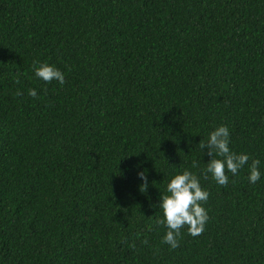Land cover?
Listing matches in <instances>:
<instances>
[{
	"label": "trees",
	"instance_id": "trees-1",
	"mask_svg": "<svg viewBox=\"0 0 264 264\" xmlns=\"http://www.w3.org/2000/svg\"><path fill=\"white\" fill-rule=\"evenodd\" d=\"M220 124L255 183L201 175ZM183 168L208 219L173 249L158 200ZM0 264H264V0H0Z\"/></svg>",
	"mask_w": 264,
	"mask_h": 264
},
{
	"label": "clouds",
	"instance_id": "clouds-1",
	"mask_svg": "<svg viewBox=\"0 0 264 264\" xmlns=\"http://www.w3.org/2000/svg\"><path fill=\"white\" fill-rule=\"evenodd\" d=\"M32 67L34 75L44 82L55 80L59 84L64 83V73L56 65L47 61L34 60ZM27 92L31 97L37 96L35 88H29ZM198 143L200 149H206L210 157L201 170V175L211 174L217 184L224 185L229 182L226 172L236 176L238 170L247 164L249 183H255L260 179L259 159L252 158L249 163L247 152H236L230 149V132L227 125L215 126L208 132L207 139H200ZM137 176L142 181L140 186L143 185L144 190L148 184L145 170L138 171ZM207 198L208 191L201 186L196 173L188 168L174 170L164 184V191L159 194L158 208L162 217L157 223L165 226L161 241L170 248H176L184 226H187L189 235H199L208 219L207 209L202 203Z\"/></svg>",
	"mask_w": 264,
	"mask_h": 264
}]
</instances>
